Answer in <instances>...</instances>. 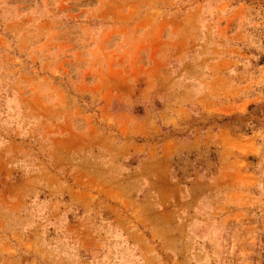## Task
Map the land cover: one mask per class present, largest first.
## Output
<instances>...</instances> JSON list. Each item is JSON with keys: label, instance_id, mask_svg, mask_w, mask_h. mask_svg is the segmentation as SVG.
<instances>
[{"label": "rangeland", "instance_id": "374dc122", "mask_svg": "<svg viewBox=\"0 0 264 264\" xmlns=\"http://www.w3.org/2000/svg\"><path fill=\"white\" fill-rule=\"evenodd\" d=\"M0 264H264V0H0Z\"/></svg>", "mask_w": 264, "mask_h": 264}]
</instances>
